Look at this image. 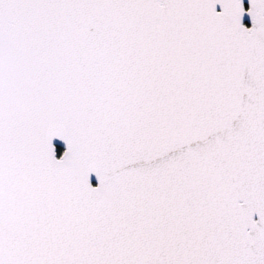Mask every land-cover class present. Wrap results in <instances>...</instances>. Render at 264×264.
I'll return each mask as SVG.
<instances>
[{
    "label": "snow or ice",
    "instance_id": "1",
    "mask_svg": "<svg viewBox=\"0 0 264 264\" xmlns=\"http://www.w3.org/2000/svg\"><path fill=\"white\" fill-rule=\"evenodd\" d=\"M0 264H264V0H0Z\"/></svg>",
    "mask_w": 264,
    "mask_h": 264
}]
</instances>
